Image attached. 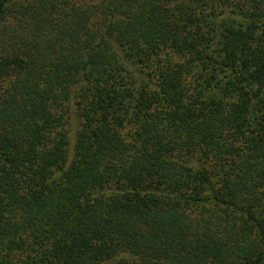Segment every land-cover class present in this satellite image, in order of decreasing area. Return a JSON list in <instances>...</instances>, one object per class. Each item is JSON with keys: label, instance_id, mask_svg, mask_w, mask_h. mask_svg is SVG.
<instances>
[{"label": "trees", "instance_id": "1", "mask_svg": "<svg viewBox=\"0 0 264 264\" xmlns=\"http://www.w3.org/2000/svg\"><path fill=\"white\" fill-rule=\"evenodd\" d=\"M0 264H264V0H0Z\"/></svg>", "mask_w": 264, "mask_h": 264}]
</instances>
